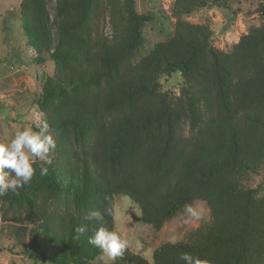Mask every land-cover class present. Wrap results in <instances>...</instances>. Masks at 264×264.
<instances>
[{
    "label": "trees",
    "instance_id": "1",
    "mask_svg": "<svg viewBox=\"0 0 264 264\" xmlns=\"http://www.w3.org/2000/svg\"><path fill=\"white\" fill-rule=\"evenodd\" d=\"M230 1L176 0L172 36L137 61L154 17L140 13L136 0H56L52 17L47 0H21L34 61L56 66L36 104L56 130L58 154L48 175L37 161L19 195L0 196L2 229L22 255L104 264L87 240L100 225L82 217L110 206L103 223L114 230L115 197L123 195L139 207V223L156 231L196 201L210 210L189 241L157 248L153 264H183L181 252L210 264H264V194L245 183L264 167V0H254L262 24L230 52L213 45L209 25L183 20L206 8L227 10ZM102 6L112 34L97 38ZM177 72L179 94L164 91L161 79ZM82 223L89 231L74 239ZM39 237L48 255L36 251ZM106 264L151 263L127 249Z\"/></svg>",
    "mask_w": 264,
    "mask_h": 264
},
{
    "label": "rangeland",
    "instance_id": "2",
    "mask_svg": "<svg viewBox=\"0 0 264 264\" xmlns=\"http://www.w3.org/2000/svg\"><path fill=\"white\" fill-rule=\"evenodd\" d=\"M175 1L136 0L140 13H150L154 17V21L144 29L146 43L137 54V61L146 56L157 43L172 36L176 23V18L171 16ZM47 2L52 17L56 0ZM20 3L21 0H0V142L9 141L16 131L26 125L38 130V125L44 120L36 100L41 96L46 78L56 73L53 62L40 64L34 61L37 54L27 45L19 19ZM257 5L254 0H231L227 10L206 8L183 17V20L209 25L213 31V45L219 50L230 52L242 36L262 24L260 14L256 11ZM94 23L97 38L111 36L109 11L105 6H102ZM182 81L178 72L165 76L161 79L162 89L179 94ZM183 132L185 137L192 135L188 124L183 126ZM50 134L57 142L56 130L50 129ZM50 155L53 159L58 156L56 150ZM245 183L264 194V167L259 174L248 176ZM114 209V230L130 241L129 249L132 252L143 255L151 264L157 248L173 241H189L195 230L211 219L206 203L196 201L166 222L160 231H156L149 225L139 223L137 219L141 211L128 197L116 196ZM2 223L0 214V246L4 249L0 254V264H49L22 255L21 249L15 248L14 242L6 236ZM37 240L36 251L48 255L50 246L40 237ZM111 261L105 254L99 260L104 264Z\"/></svg>",
    "mask_w": 264,
    "mask_h": 264
},
{
    "label": "clouds",
    "instance_id": "3",
    "mask_svg": "<svg viewBox=\"0 0 264 264\" xmlns=\"http://www.w3.org/2000/svg\"><path fill=\"white\" fill-rule=\"evenodd\" d=\"M56 147V140L50 134V125L46 120L38 125V130L26 125L16 131L9 141L0 142V196L6 195L9 191L19 195V189L31 183L35 174L33 165L37 161L42 162L40 175H48L49 167L47 166L53 162L50 153ZM112 215V208L106 206L103 212L92 210L84 214L82 219L84 221L95 220L100 225L88 236V243L115 261L129 249L130 241L119 232L104 226L105 216ZM193 215L196 214L193 212ZM88 231L87 224H80L74 229V239H80ZM179 260L183 261V264H210L208 260L189 252H181Z\"/></svg>",
    "mask_w": 264,
    "mask_h": 264
}]
</instances>
